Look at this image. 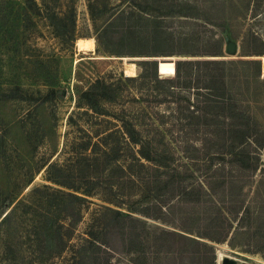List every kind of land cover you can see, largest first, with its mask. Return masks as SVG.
<instances>
[{
	"label": "rangeland",
	"instance_id": "obj_1",
	"mask_svg": "<svg viewBox=\"0 0 264 264\" xmlns=\"http://www.w3.org/2000/svg\"><path fill=\"white\" fill-rule=\"evenodd\" d=\"M263 60L264 0H0V264H264Z\"/></svg>",
	"mask_w": 264,
	"mask_h": 264
},
{
	"label": "trees",
	"instance_id": "obj_2",
	"mask_svg": "<svg viewBox=\"0 0 264 264\" xmlns=\"http://www.w3.org/2000/svg\"><path fill=\"white\" fill-rule=\"evenodd\" d=\"M221 61V60H220ZM130 63V62H128ZM208 63V62H206ZM210 63V61H209ZM218 63V62H216ZM131 65H134V63H130ZM129 67V66H128ZM263 68H264V60H263ZM143 74V72H142ZM129 76V75H127ZM129 77H126L125 80H128ZM207 89H209L210 91L212 90H215L214 87H212L211 85H209L207 87ZM102 90V91H101ZM114 90L112 89V85L110 83H107L106 79L104 77H99L97 79H95L94 83L92 84V86L90 87L89 90L87 91H84L82 94H81V99L85 100L87 105L90 106V108L94 109L96 108V105L98 103V98L100 97H103V96H106V94H113ZM221 96V95H220ZM219 96V98H220ZM95 106V107H94ZM107 146V145H106ZM109 151H110V148L109 147H105L104 150H102V155H104V157L106 156H109ZM80 151H76L74 150L73 153L74 155L70 156V159H72L71 161H77L79 162L81 159H88L90 158L91 156H88V155H82V153H78ZM140 152H138L139 154ZM139 163H140V158H137V157H134ZM92 159V157H91ZM67 160V161H68ZM141 164V163H140ZM65 168H63V166L59 165L57 162H50L46 168V174H47V179L48 180H51V181H54L60 185H63V186H66L68 188H71V189H74V190H82L83 194L85 195H90L92 193V191L90 190V188H87V187H76L74 185H71L67 182H61L59 181L58 177H57V174L56 176H54V174L56 173V171H64ZM84 188V189H83ZM69 195L79 199V200H85V198L81 197V196H77V195H74L72 193H68ZM213 194V193H212ZM217 206V209H216V214L217 216H222V206L221 204L219 203V201L216 202V205ZM197 233V232H196ZM198 234V233H197ZM206 237H209L210 239L212 240H215L214 237H211V236H208L206 235ZM218 240V239H217ZM222 245H225V241H228L229 243L230 242V239L227 238V234L225 236L224 239H222ZM217 251V250H216ZM216 257H217V253H216ZM216 261V260H215Z\"/></svg>",
	"mask_w": 264,
	"mask_h": 264
},
{
	"label": "water",
	"instance_id": "obj_3",
	"mask_svg": "<svg viewBox=\"0 0 264 264\" xmlns=\"http://www.w3.org/2000/svg\"><path fill=\"white\" fill-rule=\"evenodd\" d=\"M229 263H230V260L228 258L223 260V264H229Z\"/></svg>",
	"mask_w": 264,
	"mask_h": 264
},
{
	"label": "bare ground",
	"instance_id": "obj_4",
	"mask_svg": "<svg viewBox=\"0 0 264 264\" xmlns=\"http://www.w3.org/2000/svg\"><path fill=\"white\" fill-rule=\"evenodd\" d=\"M217 252V251H216ZM223 259V254L222 253H220L219 254V260H222ZM226 259V258H225ZM224 260V259H223ZM222 264H223V261H222Z\"/></svg>",
	"mask_w": 264,
	"mask_h": 264
}]
</instances>
